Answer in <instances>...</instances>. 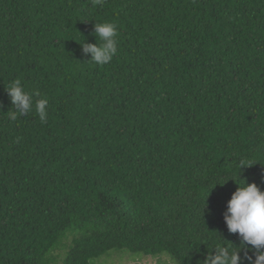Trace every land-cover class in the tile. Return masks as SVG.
Returning a JSON list of instances; mask_svg holds the SVG:
<instances>
[{
	"label": "trees",
	"instance_id": "obj_1",
	"mask_svg": "<svg viewBox=\"0 0 264 264\" xmlns=\"http://www.w3.org/2000/svg\"><path fill=\"white\" fill-rule=\"evenodd\" d=\"M239 178L264 191V0H0V264H202Z\"/></svg>",
	"mask_w": 264,
	"mask_h": 264
},
{
	"label": "clouds",
	"instance_id": "obj_2",
	"mask_svg": "<svg viewBox=\"0 0 264 264\" xmlns=\"http://www.w3.org/2000/svg\"><path fill=\"white\" fill-rule=\"evenodd\" d=\"M102 3L103 0H94ZM94 36L99 43L81 44L83 53L90 56L89 61L103 66L112 61L118 51L117 25L110 22L94 23ZM12 109L10 119H17V115L25 116L30 113L35 105V112L41 122H46L48 116L49 101L47 97H40L39 92L25 91L19 79L11 82L6 91ZM241 168H244L243 166ZM240 168V169H241ZM236 191L227 203V211L224 214V223L229 234H238L239 246L220 243L212 248L202 264H264V191L257 184H248L239 178ZM253 252V255H249ZM199 264V262H198Z\"/></svg>",
	"mask_w": 264,
	"mask_h": 264
},
{
	"label": "rangeland",
	"instance_id": "obj_3",
	"mask_svg": "<svg viewBox=\"0 0 264 264\" xmlns=\"http://www.w3.org/2000/svg\"><path fill=\"white\" fill-rule=\"evenodd\" d=\"M163 259V261L159 262L158 258L154 257H140L128 252H114L101 260L104 264H164L165 260V264L171 262L169 257H163Z\"/></svg>",
	"mask_w": 264,
	"mask_h": 264
}]
</instances>
